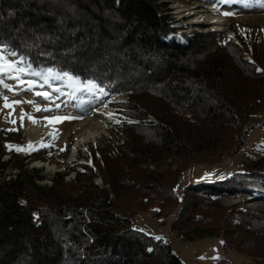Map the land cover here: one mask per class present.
<instances>
[{
    "label": "trees",
    "instance_id": "16d2710c",
    "mask_svg": "<svg viewBox=\"0 0 264 264\" xmlns=\"http://www.w3.org/2000/svg\"><path fill=\"white\" fill-rule=\"evenodd\" d=\"M168 12L162 0H0V45L33 69L95 81L104 101L123 95L115 105L123 118L81 171L28 169L26 160L48 151L20 158L6 149L20 133L0 131V264H185L167 241L134 226L154 209L173 218L182 240L220 239L264 264V212L216 200L264 198V157L178 196L186 173L239 153L244 130L262 121L264 38L237 33V44L209 30L187 45L168 41L181 31Z\"/></svg>",
    "mask_w": 264,
    "mask_h": 264
},
{
    "label": "rangeland",
    "instance_id": "374dc122",
    "mask_svg": "<svg viewBox=\"0 0 264 264\" xmlns=\"http://www.w3.org/2000/svg\"><path fill=\"white\" fill-rule=\"evenodd\" d=\"M223 1L229 2V0ZM162 2L167 3L169 15L177 19L178 23L175 27L181 29L179 35L185 33L187 37L176 35L174 39L168 41L187 45L194 32L214 30L207 23H194L192 20H195V17H180V14L176 13L177 5L194 8L201 14L217 10L219 16L226 20L228 31L231 34L218 32L223 33L232 43H239L235 38L237 33L243 38L250 35L264 38V11L247 12L237 5L228 7L218 1L205 3L199 0H162ZM224 13H229V15ZM246 46L250 52L251 45ZM10 59L15 58L10 57ZM243 60L250 62L248 54L243 56ZM23 79L35 80L39 86L32 91H27L25 90L26 85L21 86L20 81L7 77L3 78V83L13 90L9 91L0 84V131L20 133L21 138L20 141L14 139L7 142L6 149L14 151L15 155L20 158L38 149H46L48 151L46 160L28 159L24 164L28 169H41L48 176L63 172L65 167L74 166L75 171H81V165L89 160V152L98 146L101 139H109L111 131L123 118L120 113L122 109L115 106L123 99V95L104 101L98 93L92 96L87 92L74 91V87L68 80H53L50 85H45L40 77L27 76ZM57 88L60 89L59 92L53 90ZM36 92H49L52 99L45 100L43 96L35 95ZM4 96L8 97L10 107H5ZM14 101H22V103L15 104ZM99 104L106 105L107 116L101 112ZM18 113L20 117H16ZM143 121L146 124L155 120L148 116ZM132 122L139 123L140 121L132 120ZM41 126L46 128L37 133L31 131V128ZM59 130L62 131L61 134L58 133ZM244 131L245 135L242 138L244 147L239 153L225 158L215 166L195 165L186 173L185 180L181 182L178 189L179 198L188 185L212 183L240 169L243 164L264 157V114L261 122L254 127H247ZM89 133H96V138L80 146L73 153V146L78 138ZM8 159V155L2 157L4 161ZM47 164L49 167L46 166ZM8 172L14 173L15 171L9 169ZM73 179V171L65 177L66 182ZM45 183L50 184V182L43 184ZM93 183L101 186L100 177H95ZM254 197V195L224 192L220 197L217 196L216 200L224 207H229L239 201L251 211L264 212V198ZM172 220L171 217L162 220L154 209L147 213L137 214L133 224L145 234L167 241L185 264H256L247 256L223 248L220 239L203 237L192 241L182 240L176 232L171 231Z\"/></svg>",
    "mask_w": 264,
    "mask_h": 264
},
{
    "label": "snow or ice",
    "instance_id": "6c2138e0",
    "mask_svg": "<svg viewBox=\"0 0 264 264\" xmlns=\"http://www.w3.org/2000/svg\"><path fill=\"white\" fill-rule=\"evenodd\" d=\"M224 14L229 15V13ZM10 57H14L15 59H10ZM27 76L40 77L42 83L45 85H50L51 81L53 80H68L71 82V86L74 87V91L87 92L92 96H95L97 93L107 95V93L104 92L103 87L98 85L93 80L80 81L78 78L72 77L69 73H60L52 68L43 70L33 69L32 65L19 58L15 51H9L4 45H0V84H2L5 89L12 91L13 89L9 88L7 84L3 83V78L7 77L20 81L21 86L26 85L25 90L32 91L39 85L35 80H24L23 77ZM53 90L57 92L60 91L58 88ZM35 95L43 96L45 100L52 99L49 92H36ZM3 99L5 101V107H10L11 105L8 103V97L4 96ZM13 103L19 104L22 103V101H14ZM57 107H59V105H57ZM109 117L111 118L110 113Z\"/></svg>",
    "mask_w": 264,
    "mask_h": 264
},
{
    "label": "bare ground",
    "instance_id": "6f19581e",
    "mask_svg": "<svg viewBox=\"0 0 264 264\" xmlns=\"http://www.w3.org/2000/svg\"><path fill=\"white\" fill-rule=\"evenodd\" d=\"M203 1L205 3L210 2H217L221 3L224 6L232 7L233 5L239 6L242 10L247 12H263L264 11V0H229V2L225 3L223 0H199ZM202 3V2H201ZM194 8H186L184 6H176V13L180 14V17H195V20H192L194 23H207L212 26L214 30L221 31V32H228V34H231L228 31L226 20H224L219 14L217 13V10L211 11L209 13L201 14L199 11H196ZM174 38V37H173ZM101 106V112L107 116L108 114V108L103 105L99 104ZM16 117H20V113L16 114ZM46 128L45 126L37 127V128H31V131L34 133L39 132L41 129ZM59 134L62 133V131L59 130ZM96 138V133H89L85 136H82L81 138H78V140L75 142L73 146V153L76 152V150L83 146L85 143L89 142L92 139ZM46 166L49 167L47 164Z\"/></svg>",
    "mask_w": 264,
    "mask_h": 264
},
{
    "label": "built area",
    "instance_id": "2783aa9c",
    "mask_svg": "<svg viewBox=\"0 0 264 264\" xmlns=\"http://www.w3.org/2000/svg\"><path fill=\"white\" fill-rule=\"evenodd\" d=\"M175 38V37H174ZM174 38H171V39H174ZM149 122H152L153 124L155 123V121H149Z\"/></svg>",
    "mask_w": 264,
    "mask_h": 264
},
{
    "label": "water",
    "instance_id": "95a60500",
    "mask_svg": "<svg viewBox=\"0 0 264 264\" xmlns=\"http://www.w3.org/2000/svg\"><path fill=\"white\" fill-rule=\"evenodd\" d=\"M213 31H216V30H213Z\"/></svg>",
    "mask_w": 264,
    "mask_h": 264
}]
</instances>
